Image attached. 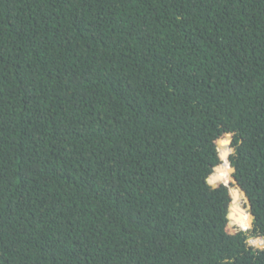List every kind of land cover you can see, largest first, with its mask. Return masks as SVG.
I'll return each mask as SVG.
<instances>
[{
  "label": "trees",
  "instance_id": "obj_1",
  "mask_svg": "<svg viewBox=\"0 0 264 264\" xmlns=\"http://www.w3.org/2000/svg\"><path fill=\"white\" fill-rule=\"evenodd\" d=\"M262 237L264 0H0V264H264Z\"/></svg>",
  "mask_w": 264,
  "mask_h": 264
},
{
  "label": "water",
  "instance_id": "obj_2",
  "mask_svg": "<svg viewBox=\"0 0 264 264\" xmlns=\"http://www.w3.org/2000/svg\"><path fill=\"white\" fill-rule=\"evenodd\" d=\"M249 212H250V214L252 215V218H251V221H250V228L253 226V220H254V216H253V214H252V212H251V209L249 208V210H248ZM229 218H231V212L229 213Z\"/></svg>",
  "mask_w": 264,
  "mask_h": 264
},
{
  "label": "rangeland",
  "instance_id": "obj_3",
  "mask_svg": "<svg viewBox=\"0 0 264 264\" xmlns=\"http://www.w3.org/2000/svg\"><path fill=\"white\" fill-rule=\"evenodd\" d=\"M261 238V237H260ZM253 243V242H252ZM257 247H264V238L262 237L261 244L253 243Z\"/></svg>",
  "mask_w": 264,
  "mask_h": 264
}]
</instances>
